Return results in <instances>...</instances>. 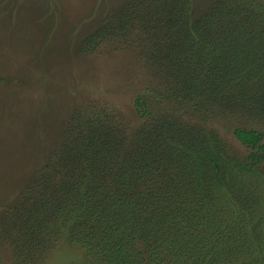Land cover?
Here are the masks:
<instances>
[{
	"label": "trees",
	"instance_id": "1",
	"mask_svg": "<svg viewBox=\"0 0 264 264\" xmlns=\"http://www.w3.org/2000/svg\"><path fill=\"white\" fill-rule=\"evenodd\" d=\"M189 2L131 0L108 31L86 37L87 50L107 39L110 50L132 54L135 73L145 70L146 89L133 98L139 123L129 129L104 109L77 112L58 137L57 167L48 162L40 174L48 184L22 211L24 235L40 232L48 247L58 216L64 234L70 227L87 255L109 264H264V187L224 172L219 116L211 114L264 122V4L211 0L193 19ZM232 133L249 149V163L236 165H264V131ZM75 159L81 168L70 167ZM56 175L58 198L48 193ZM217 186L227 200L238 191L243 204L221 203Z\"/></svg>",
	"mask_w": 264,
	"mask_h": 264
},
{
	"label": "rangeland",
	"instance_id": "2",
	"mask_svg": "<svg viewBox=\"0 0 264 264\" xmlns=\"http://www.w3.org/2000/svg\"><path fill=\"white\" fill-rule=\"evenodd\" d=\"M130 1L0 0V264H109L102 261V254L97 258L87 255V246L78 241L70 227L64 234L66 223L58 216L57 220L50 217L51 222L56 221L52 227L59 232L48 247L40 232L25 236L20 227L24 231L27 224L22 211L31 202L30 195L41 196L48 184L40 177L43 167L48 162L50 167L46 169H51V163L57 167L54 151L58 137L67 126L69 130L77 112L99 113L104 109L116 113L129 129L139 123L133 98L146 89L145 70L139 68L142 71L135 73L136 68L128 66L132 54L110 50L104 45L109 43L107 39L95 51L87 50L84 43L93 32L102 28L108 31L113 17ZM210 1L190 0L193 19L206 11ZM225 1L231 4L236 0ZM256 1L264 4V0ZM211 114L219 116L214 123L223 146L224 172L237 182L242 174L248 184L264 187L263 164L254 166L253 171L236 165L249 163V149L232 133L238 126L264 131V122L224 111L212 110ZM110 124L116 122L111 120ZM68 160L71 164V158ZM75 166L81 168L82 164L75 159L70 167ZM31 176L34 183L22 191ZM53 182L48 193L56 195L60 185L57 175ZM12 189L15 193L10 199ZM217 189L224 205L228 201L243 204L238 191L227 200L226 191ZM21 191L20 199L13 203ZM59 196L58 191L56 197ZM184 221L185 230L193 232L188 228L195 225Z\"/></svg>",
	"mask_w": 264,
	"mask_h": 264
}]
</instances>
